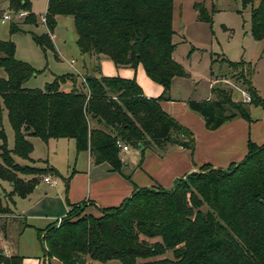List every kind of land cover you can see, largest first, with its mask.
<instances>
[{
  "label": "trees",
  "instance_id": "16d2710c",
  "mask_svg": "<svg viewBox=\"0 0 264 264\" xmlns=\"http://www.w3.org/2000/svg\"><path fill=\"white\" fill-rule=\"evenodd\" d=\"M241 0L251 6L250 35L264 38V0ZM13 12L27 11L23 23L36 24L30 0H7ZM200 19L211 22L202 5ZM0 9V15L2 13ZM70 16L79 51L103 55L117 67L135 68L141 64L147 76L163 86L162 95L148 98L135 79L75 73L57 75L44 88H28L23 82L38 71L15 58L11 40H0V124L4 110L13 130L14 146L6 147L0 127V180L11 189L6 193L24 198L46 173L59 175L51 167L40 168L16 162L13 155L29 159L33 150L28 136L46 142L50 138H73L76 151L88 150L94 164L107 162L115 171L123 165L117 141L140 149L161 150L167 146L192 149V132L162 110L158 100L168 98L171 80L188 77L183 66L172 57L173 0H47L44 22L49 34L31 33L43 50L53 49L50 34L56 16ZM19 31L11 23L10 32ZM213 61V60H212ZM235 70L244 61L232 62ZM250 95L244 103L232 98V90L221 84L212 87L214 97L189 99L205 127L214 130L235 117L250 119L249 106L263 104L242 71ZM68 83V91L63 84ZM91 121L107 130L91 126ZM29 176V177H28ZM68 180V177L66 178ZM205 205L206 209L201 207ZM8 210L0 198V213ZM10 211V210H9ZM58 221V220H57ZM38 229L45 257L63 264L94 261L121 264H264V143L248 142L247 153L227 168L202 166L177 180L171 189L136 187L119 206L105 208L94 216L73 205L66 215ZM6 224L0 225L5 233ZM153 242L148 239H155ZM171 252V257L166 256ZM22 257L5 255L0 264H21Z\"/></svg>",
  "mask_w": 264,
  "mask_h": 264
},
{
  "label": "crops",
  "instance_id": "0c3cea01",
  "mask_svg": "<svg viewBox=\"0 0 264 264\" xmlns=\"http://www.w3.org/2000/svg\"><path fill=\"white\" fill-rule=\"evenodd\" d=\"M53 38L54 36L51 39ZM83 55L86 59L83 58L81 65L72 67L79 77L90 74L89 69L96 68L99 72L98 67H95V64L99 63L103 75L135 79L144 96L157 98L162 95L163 86L151 80L141 64H138L135 68L129 66L117 67L112 61L105 59L103 55ZM105 64L110 66L106 68ZM90 65H92V68ZM225 70H220L218 73L211 71V74L207 77L196 74L198 80L188 73V77L192 76L191 80L193 82L183 80L189 79L188 77H174L171 80L168 98L158 100L164 112L192 132L194 138L192 149L182 146H167L164 150L157 147H148L144 149L142 154L140 149L128 146L127 150L121 149L120 155L123 160L121 170L115 171L107 162L94 164L88 150L77 152L73 138H50L46 141L47 145L52 141L57 145H59V141H65L68 147L66 150L67 160H71L73 166L70 167V164L67 166L64 176L59 173V165H56L55 162L45 166H35L54 168L59 175L46 173L42 176L53 175L61 178L63 183L53 190L47 186L49 183L45 182L41 176L40 178L45 183L46 188L43 194L41 192L35 194L38 183L29 195L24 198L19 197L27 201L25 204H21L20 209H17L16 201L11 203L12 213L16 219H12L10 223L6 222L5 233L0 232V249L2 253L7 256H21V264H63L56 258L45 257L44 253L42 256H37V253H34V255L25 253L26 244H23L20 237L25 227L33 226L26 223L22 213L26 214L37 203L43 202V206L46 208L44 216L52 222L63 218L73 205L80 206L84 214L99 216L102 214L103 209L119 206L132 194L136 187L171 189L178 179L199 170L204 165L224 169L232 163L240 162L247 153L249 141L257 145L263 144L264 82L260 84L251 82L257 95L263 100V104L249 106V120L237 116L224 122L218 128L209 130L205 127L204 118L198 112L189 108L187 103L189 99L206 100L213 98L214 94L211 89L218 83H229L232 98L236 101H243L241 97H237V94L244 95L246 93L245 88L235 85L226 76H223L227 72ZM100 75L95 76L99 77ZM201 80L203 84L202 88L199 89ZM91 124L94 125V122L91 121ZM96 125L103 129L102 124L96 123ZM57 145L54 146L55 154L60 152ZM24 160L31 161L32 159ZM67 177L68 180H66ZM12 233L17 238L14 239ZM88 262L89 264H95L94 261L89 260Z\"/></svg>",
  "mask_w": 264,
  "mask_h": 264
},
{
  "label": "rangeland",
  "instance_id": "374dc122",
  "mask_svg": "<svg viewBox=\"0 0 264 264\" xmlns=\"http://www.w3.org/2000/svg\"><path fill=\"white\" fill-rule=\"evenodd\" d=\"M30 1L32 12L37 20L36 24L23 23V17H14L13 20L2 23L1 14L0 40H11L15 46V58L27 62L38 71L36 75L24 81L23 86L28 88H44L45 84L51 82L55 76L73 73L72 67L74 65H81V61L85 58V55L79 51L76 45V33L73 27V20L70 16H56V25L53 29L54 38L51 39L53 49L43 50L36 44L31 33L41 35L46 33L49 34L50 32L44 22L47 0ZM259 2L260 0H255L253 6H257ZM7 5V0H0V9L3 10L2 13L10 12L13 14L14 12L8 9ZM195 5H202L204 7L207 14L211 17V22L200 19L198 8ZM250 9L251 6L247 5L244 7L241 0H173L172 29L174 32L172 35V42L175 44V48L172 52L173 59L180 63L186 72L191 74L195 79H197L196 74L207 77L211 74V71L218 73L220 70L223 71L226 69L225 71L227 72H225L223 76H226L235 85L243 87L242 80H236L239 71H242L247 78L250 76V81L253 82V84L263 83L264 38L255 40L250 35ZM24 12L28 14L27 11ZM11 23L18 26L19 31L11 33ZM104 58L110 60L107 57ZM227 60L232 62L243 60L245 63L235 70L228 66L226 63ZM92 61L94 62V60ZM90 66L92 68V65ZM99 66V63L95 64L99 72L96 68H93L89 69L90 74H101L100 76H106L102 74ZM108 66L110 65L108 64L106 66L105 64L106 68ZM4 76L5 71L0 67V77ZM192 76L188 77L189 79L183 80L186 82H193L191 80ZM202 84L203 81L201 80L199 89L202 88ZM221 84H223L222 86L231 88L229 83ZM253 84L252 86L254 87ZM61 88L68 91L70 85L65 83ZM244 96L243 94H237V97L243 99L242 102L248 103L245 101ZM93 122L94 125L91 124V126L100 128L96 125L95 121ZM0 127L6 135L7 149L12 150L14 146V135L5 110L2 115ZM105 128L106 127L103 125V129L107 130V128ZM27 139L33 143L34 146L33 152L29 155V159L32 160L25 161L23 158L13 155L16 162L34 166H45L55 162L56 165H59L58 171L63 176L66 173L67 166L69 164L70 167L73 166V162L67 160L68 155L66 150L68 147L65 141H59V145L52 141V143L47 145L36 136H28ZM55 144L58 146V149H60L58 154L54 153ZM40 177L39 184L35 189V194L40 192L43 194V191L46 189L44 186L45 183L41 180L43 176ZM51 177L56 180L57 183L47 186L55 190L54 188H58L61 183H63V180L53 175ZM10 187L7 181L0 180V198L8 208L5 213H0V225L6 224V222L10 223L12 219H16L12 213L11 200L6 196V193L10 191ZM12 199L14 202H17V209L21 208V204L27 202L25 199L19 197H13ZM201 209L205 210V205H203ZM45 210L46 208L43 206V202H39L26 214L22 213L26 219V223L33 226L25 227L20 237L23 244H26L25 253L27 255H34V253H37V256L43 255L37 230L43 229L48 224L52 223L51 220L45 218ZM56 224H58V221ZM12 236L14 239L17 238L14 237V233H12ZM155 240H158V238L148 239L150 242ZM166 256L171 257V252H167ZM85 264H89V262ZM95 264L121 263L118 260H112L109 263L95 262Z\"/></svg>",
  "mask_w": 264,
  "mask_h": 264
},
{
  "label": "built area",
  "instance_id": "2783aa9c",
  "mask_svg": "<svg viewBox=\"0 0 264 264\" xmlns=\"http://www.w3.org/2000/svg\"><path fill=\"white\" fill-rule=\"evenodd\" d=\"M25 12L24 11H18V12H14L13 14H11L10 12H5L2 14L1 16V22L2 23H5L6 21H10V20H13L14 17L16 18H21V17H24L25 16ZM54 36L53 33L50 34V37L52 38ZM244 98H245V101L246 102H249L250 101V95L246 92L244 94ZM117 145L122 149V150H127L128 149V146L121 143L120 141H117ZM43 180L49 184H55L56 183V180L52 179L51 176L47 175V176H44L43 177ZM60 220H58V223H59Z\"/></svg>",
  "mask_w": 264,
  "mask_h": 264
}]
</instances>
